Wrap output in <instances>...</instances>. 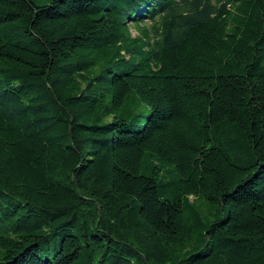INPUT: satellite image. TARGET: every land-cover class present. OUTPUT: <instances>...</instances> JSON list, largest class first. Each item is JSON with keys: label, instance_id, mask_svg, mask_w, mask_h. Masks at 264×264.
I'll use <instances>...</instances> for the list:
<instances>
[{"label": "trees", "instance_id": "16d2710c", "mask_svg": "<svg viewBox=\"0 0 264 264\" xmlns=\"http://www.w3.org/2000/svg\"><path fill=\"white\" fill-rule=\"evenodd\" d=\"M0 264H264V0H0Z\"/></svg>", "mask_w": 264, "mask_h": 264}, {"label": "rangeland", "instance_id": "374dc122", "mask_svg": "<svg viewBox=\"0 0 264 264\" xmlns=\"http://www.w3.org/2000/svg\"><path fill=\"white\" fill-rule=\"evenodd\" d=\"M145 25H146L147 27H149V26H150V23H149V22H146ZM131 33H132L133 36L137 35V31H136L135 29H132V30H131Z\"/></svg>", "mask_w": 264, "mask_h": 264}]
</instances>
